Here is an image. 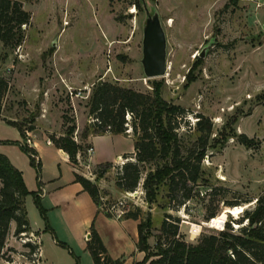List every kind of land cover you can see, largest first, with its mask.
<instances>
[{
    "label": "rangeland",
    "instance_id": "obj_1",
    "mask_svg": "<svg viewBox=\"0 0 264 264\" xmlns=\"http://www.w3.org/2000/svg\"><path fill=\"white\" fill-rule=\"evenodd\" d=\"M19 1L29 12V22L22 25L23 37L18 47L0 42V77L6 81L0 97V152L20 171L26 189L31 191L42 185L43 191H51L65 181L71 166L85 178L88 169L93 175L87 179L97 185L106 203L124 194L125 211H135L137 207L139 218L149 212L151 224L146 242L151 248L163 218L175 221L178 236L191 242L202 234L226 229L224 222H228L229 231L238 232L246 222L240 217L242 209L251 208L255 197L264 191V3ZM152 12H156L164 33L165 72L146 77L140 62L141 36L146 14ZM98 80L146 92L151 90L152 81L162 98L183 108L175 128L182 147L191 145L202 132L194 127L196 115L209 119V145L199 161L200 173L191 184L189 197H171L165 180L158 184L155 199L146 202L141 180L150 162L140 163L141 176L131 195L115 186L116 162L133 158L129 129L125 133H104L92 140V134H88L81 140L79 158L75 156L71 166L52 144L45 142L51 135L61 134L70 122L75 125L73 137L78 141L83 125L92 119L86 101L92 84ZM5 120L20 124L30 140L37 143L38 171L16 142L25 140V131L21 136L15 125ZM239 132L252 138L250 146L237 140ZM88 146L92 147L89 155ZM117 152L120 154L114 158ZM103 161H110L111 165L96 178V163ZM23 203L32 228L47 231L54 240L68 238L54 209L42 205L50 228L44 229L31 192L24 195ZM95 203L102 210L98 201ZM233 203L241 204L233 206L241 210L236 216L225 211ZM211 212L216 216L210 219ZM90 224L94 228L93 220ZM193 224L199 226L195 234L191 233ZM65 241L64 245L57 241L55 246L44 244L46 264H93L89 252H82L73 244L71 248ZM26 250L14 238L13 229H8L0 264H26ZM139 251L142 255L132 257L128 264L141 260L143 251ZM106 253L109 255L107 250ZM127 255L117 257L118 264Z\"/></svg>",
    "mask_w": 264,
    "mask_h": 264
},
{
    "label": "trees",
    "instance_id": "obj_2",
    "mask_svg": "<svg viewBox=\"0 0 264 264\" xmlns=\"http://www.w3.org/2000/svg\"><path fill=\"white\" fill-rule=\"evenodd\" d=\"M132 3L138 7L135 1ZM28 22L29 12L22 8L19 0H0V42L3 46H18L23 37L22 25ZM151 83V90L146 92L107 80L94 82L86 101L87 112L92 119L83 125L78 141L73 138V122L65 124L62 133L51 135L50 140L66 153L69 161L74 162L76 152L83 145L81 140L88 134L125 133L129 129L133 137L130 155L133 158H125L115 164V186L124 192L133 190L141 176L140 163L150 162L141 180L142 196L146 202L155 199L158 184L165 180L171 197L180 194L181 198H187L191 184L200 173L199 161L209 145L207 138L211 132V122L202 114H197L194 127L202 132L195 136L191 145L182 147L175 128L177 117L183 116V108L162 98L159 87ZM5 85V79L0 77V97ZM5 121L15 125L19 134L24 136L20 124L13 120ZM237 138L245 146H250L252 141L243 132H239ZM16 142L38 171L40 161L35 149L24 141ZM110 165V161L97 162L94 170L96 178L102 176ZM73 177L96 202L99 191L97 185L77 172H73ZM28 191L43 219L44 229L49 228L39 199V186L35 190H27L20 171L0 152V256L10 220L14 221V235L29 230L23 203ZM237 205L241 204L233 203L227 207ZM137 209L124 212L125 216L137 219L135 246L143 251L141 260L131 264H264V191L255 197L251 208L242 209L240 217L246 222L239 226L238 232L229 231L228 222H224L226 229L222 227L217 233L202 234L195 242H191L178 236L175 221L163 218L153 248L146 242L151 224L150 214L147 212L143 218H139ZM209 216L211 219L216 215L211 212ZM55 240L64 245V242ZM85 248L93 264L119 262L106 253L91 224Z\"/></svg>",
    "mask_w": 264,
    "mask_h": 264
},
{
    "label": "crops",
    "instance_id": "obj_3",
    "mask_svg": "<svg viewBox=\"0 0 264 264\" xmlns=\"http://www.w3.org/2000/svg\"><path fill=\"white\" fill-rule=\"evenodd\" d=\"M95 136L98 135H91L90 139L92 140ZM30 146L37 152V143L35 141H31ZM55 149L59 151L64 161L70 165L66 153L60 148L55 147ZM119 154V152L115 153L114 158ZM73 172H75V169L71 166L69 176L63 183L57 184L54 190L46 191L44 189L43 191L42 185L39 187L40 203L47 209L52 208L55 210V216L68 236V238L62 237L60 241L64 242L66 240L65 243L70 247L73 244L80 251L88 252L85 248V239L88 236L90 222L93 220L95 231L110 257L122 258L125 254H128L121 264H128L132 257L139 258L142 252L135 246L137 219L124 214L118 217L108 216L105 212L99 210L88 192L74 179ZM62 202L66 203V205L64 206V203L62 205ZM13 227L14 221L10 220L9 229L12 230ZM28 227L29 231H35L39 237L40 254L43 258L42 264H46L47 250L44 244L55 246L56 241L47 231H42L43 229L40 231V228H32L29 219Z\"/></svg>",
    "mask_w": 264,
    "mask_h": 264
},
{
    "label": "water",
    "instance_id": "obj_4",
    "mask_svg": "<svg viewBox=\"0 0 264 264\" xmlns=\"http://www.w3.org/2000/svg\"><path fill=\"white\" fill-rule=\"evenodd\" d=\"M264 27V22H263ZM165 38L156 12L147 13L142 27L141 57L146 77L163 75L165 72ZM198 55H202L199 52Z\"/></svg>",
    "mask_w": 264,
    "mask_h": 264
},
{
    "label": "built area",
    "instance_id": "obj_5",
    "mask_svg": "<svg viewBox=\"0 0 264 264\" xmlns=\"http://www.w3.org/2000/svg\"><path fill=\"white\" fill-rule=\"evenodd\" d=\"M253 1L256 2L255 4L257 6H259L260 4L264 3V0H253ZM16 47H18V46H16ZM0 63H1V59H0ZM24 131L26 133L25 135H27V136H25L24 142L27 143V144H30L32 140H30L29 133H28V131L26 129H24ZM45 142L46 143H50V140L48 138H46ZM91 148H92L91 146H88L86 148L88 155L90 154V152L92 150ZM75 156H76V159L78 160V158H79L78 152H76ZM116 163H118V162H116ZM84 165H85V167L87 166V168H89V165L87 163H85ZM86 172H87V175H88L86 177L88 179H91V175H93L91 173V171H89L87 169ZM83 175H85V174H83ZM126 193L128 195H131L133 192L127 191ZM124 197L125 196L123 194L121 197L115 199L113 202L106 203L105 196L100 194V191H98L97 201H98L99 206L101 207V209L105 213H107L108 215L114 216V217H118L126 209L125 208V202H124V199H123ZM14 238L19 243H21L24 246H26V248H27V250L25 251L26 253H25V257H24L26 264H42V257H41V254H40L39 237H38V235L35 232L29 231V230L28 231H20L16 235H14Z\"/></svg>",
    "mask_w": 264,
    "mask_h": 264
},
{
    "label": "bare ground",
    "instance_id": "obj_6",
    "mask_svg": "<svg viewBox=\"0 0 264 264\" xmlns=\"http://www.w3.org/2000/svg\"><path fill=\"white\" fill-rule=\"evenodd\" d=\"M225 211L236 216L237 213H239L241 210L238 207H225ZM198 230H199V226L196 224H193L191 227V233L195 234L196 232H198Z\"/></svg>",
    "mask_w": 264,
    "mask_h": 264
}]
</instances>
